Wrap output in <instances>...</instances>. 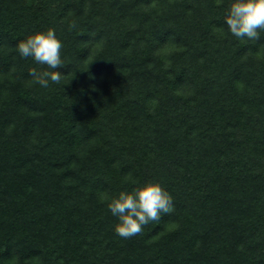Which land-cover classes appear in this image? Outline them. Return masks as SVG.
Wrapping results in <instances>:
<instances>
[{
    "label": "trees",
    "instance_id": "16d2710c",
    "mask_svg": "<svg viewBox=\"0 0 264 264\" xmlns=\"http://www.w3.org/2000/svg\"><path fill=\"white\" fill-rule=\"evenodd\" d=\"M231 2L0 0V264H264V32ZM49 26L42 88L16 45ZM150 180L174 212L118 236L111 198Z\"/></svg>",
    "mask_w": 264,
    "mask_h": 264
},
{
    "label": "clouds",
    "instance_id": "9594fccd",
    "mask_svg": "<svg viewBox=\"0 0 264 264\" xmlns=\"http://www.w3.org/2000/svg\"><path fill=\"white\" fill-rule=\"evenodd\" d=\"M225 22L236 38L259 40L264 32V0H232ZM68 27L71 31L76 27V22L72 21ZM16 47L21 57H30L41 66L29 71L33 84L48 88L50 83L61 84L65 79V75L57 70L65 66L62 58L64 45L54 26L29 34ZM108 207L118 220L115 232L124 239L141 235L145 226L159 222L162 216L170 215L175 210L174 197L162 183L154 180L130 191H120L111 198Z\"/></svg>",
    "mask_w": 264,
    "mask_h": 264
}]
</instances>
